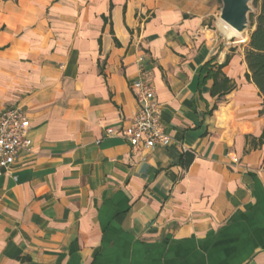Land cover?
Returning a JSON list of instances; mask_svg holds the SVG:
<instances>
[{
	"label": "crops",
	"instance_id": "crops-1",
	"mask_svg": "<svg viewBox=\"0 0 264 264\" xmlns=\"http://www.w3.org/2000/svg\"><path fill=\"white\" fill-rule=\"evenodd\" d=\"M221 10L0 0V115L33 142L0 176V264H264V97ZM207 63L236 88L213 96ZM142 70L170 141L134 151Z\"/></svg>",
	"mask_w": 264,
	"mask_h": 264
},
{
	"label": "built area",
	"instance_id": "built-area-1",
	"mask_svg": "<svg viewBox=\"0 0 264 264\" xmlns=\"http://www.w3.org/2000/svg\"><path fill=\"white\" fill-rule=\"evenodd\" d=\"M134 87L140 107L121 135L134 151L167 144L170 136L161 117V104L146 70H142ZM29 127L30 121L20 108L7 109L0 115V176L9 170L17 155L32 149L33 142L27 136ZM107 131L112 133V129Z\"/></svg>",
	"mask_w": 264,
	"mask_h": 264
},
{
	"label": "trees",
	"instance_id": "trees-1",
	"mask_svg": "<svg viewBox=\"0 0 264 264\" xmlns=\"http://www.w3.org/2000/svg\"><path fill=\"white\" fill-rule=\"evenodd\" d=\"M252 5L256 12H250L249 14L251 31L245 50V60L249 69L247 79L257 85L264 97V0H253ZM222 67L213 70L210 68V63H207L201 69V75L204 79L209 77L214 79L212 95L218 96V99L236 88V84L222 72ZM216 107L215 105L214 108ZM259 140L260 143H264V129ZM192 160L193 155L188 154L182 159V165L187 167Z\"/></svg>",
	"mask_w": 264,
	"mask_h": 264
},
{
	"label": "water",
	"instance_id": "water-1",
	"mask_svg": "<svg viewBox=\"0 0 264 264\" xmlns=\"http://www.w3.org/2000/svg\"><path fill=\"white\" fill-rule=\"evenodd\" d=\"M221 19L228 26L244 33L249 26V14L253 0H221Z\"/></svg>",
	"mask_w": 264,
	"mask_h": 264
},
{
	"label": "bare ground",
	"instance_id": "bare-ground-1",
	"mask_svg": "<svg viewBox=\"0 0 264 264\" xmlns=\"http://www.w3.org/2000/svg\"><path fill=\"white\" fill-rule=\"evenodd\" d=\"M225 25H226L227 27H229V28L232 30L231 32L237 34V35L241 38V41H242V42H246V41H247V37L244 36L243 33L238 32L237 30H235L234 28L228 26L227 24H225Z\"/></svg>",
	"mask_w": 264,
	"mask_h": 264
},
{
	"label": "rangeland",
	"instance_id": "rangeland-1",
	"mask_svg": "<svg viewBox=\"0 0 264 264\" xmlns=\"http://www.w3.org/2000/svg\"><path fill=\"white\" fill-rule=\"evenodd\" d=\"M250 5H251V12H256V9L253 7L252 3ZM250 31H251V28L249 25L247 29L245 30V32L243 33L244 36H247L249 38Z\"/></svg>",
	"mask_w": 264,
	"mask_h": 264
}]
</instances>
